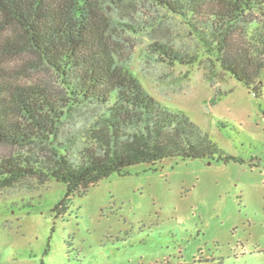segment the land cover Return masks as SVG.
I'll use <instances>...</instances> for the list:
<instances>
[{
	"label": "trees",
	"instance_id": "16d2710c",
	"mask_svg": "<svg viewBox=\"0 0 264 264\" xmlns=\"http://www.w3.org/2000/svg\"><path fill=\"white\" fill-rule=\"evenodd\" d=\"M145 7L180 19L208 69L262 95L264 0H0L1 191L55 179L68 200L135 165L233 159L135 76L122 46ZM149 52L172 65L201 61L167 41ZM28 72L52 75L55 85L20 82Z\"/></svg>",
	"mask_w": 264,
	"mask_h": 264
},
{
	"label": "rangeland",
	"instance_id": "374dc122",
	"mask_svg": "<svg viewBox=\"0 0 264 264\" xmlns=\"http://www.w3.org/2000/svg\"><path fill=\"white\" fill-rule=\"evenodd\" d=\"M135 16L139 31L122 47L139 82L233 159L135 165L68 200L55 179L0 190V264H264V73L256 97L208 69L180 19L147 7ZM157 41L201 61L164 63L149 52ZM18 77L55 85L48 74Z\"/></svg>",
	"mask_w": 264,
	"mask_h": 264
}]
</instances>
